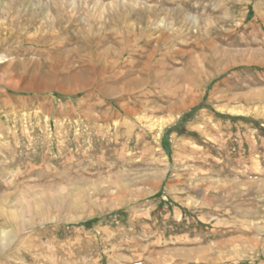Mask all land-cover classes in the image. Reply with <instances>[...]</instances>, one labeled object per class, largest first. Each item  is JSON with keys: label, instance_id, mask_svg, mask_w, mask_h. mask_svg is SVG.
Segmentation results:
<instances>
[{"label": "rangeland", "instance_id": "1", "mask_svg": "<svg viewBox=\"0 0 264 264\" xmlns=\"http://www.w3.org/2000/svg\"><path fill=\"white\" fill-rule=\"evenodd\" d=\"M0 242L264 264V0H0Z\"/></svg>", "mask_w": 264, "mask_h": 264}, {"label": "bare ground", "instance_id": "2", "mask_svg": "<svg viewBox=\"0 0 264 264\" xmlns=\"http://www.w3.org/2000/svg\"><path fill=\"white\" fill-rule=\"evenodd\" d=\"M105 88V87H104ZM107 88V87H106ZM173 104V103H172ZM144 178V177H143ZM248 214V213H247ZM72 219V218H71ZM13 226H14V224H13ZM16 233V232H15ZM4 236V235H3ZM24 237V236H23ZM6 238V240L8 239L7 237H5ZM239 239V238H238ZM1 241H2V239H1ZM237 243V242H236ZM4 245H3V243L1 244V242H0V252L3 250V247ZM33 251V250H32ZM219 259H221V258H219ZM220 261V260H219Z\"/></svg>", "mask_w": 264, "mask_h": 264}]
</instances>
